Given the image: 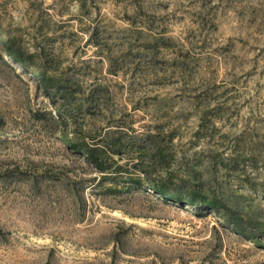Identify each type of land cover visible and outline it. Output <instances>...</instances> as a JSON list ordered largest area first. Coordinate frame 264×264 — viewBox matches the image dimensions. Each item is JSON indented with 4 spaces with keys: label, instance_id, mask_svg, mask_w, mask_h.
<instances>
[{
    "label": "rangeland",
    "instance_id": "obj_1",
    "mask_svg": "<svg viewBox=\"0 0 264 264\" xmlns=\"http://www.w3.org/2000/svg\"><path fill=\"white\" fill-rule=\"evenodd\" d=\"M0 32L33 54L22 67L0 43V264H264V0H0ZM36 64L73 78L70 118ZM73 126L160 132L167 169L254 235L159 198L131 160L101 180L60 139Z\"/></svg>",
    "mask_w": 264,
    "mask_h": 264
},
{
    "label": "trees",
    "instance_id": "obj_2",
    "mask_svg": "<svg viewBox=\"0 0 264 264\" xmlns=\"http://www.w3.org/2000/svg\"><path fill=\"white\" fill-rule=\"evenodd\" d=\"M0 34V43L7 56L22 67H32L33 54L24 51L16 39L9 34L3 32ZM33 69V74L47 97L53 100L55 104L57 103L58 119L70 118V114H66L65 107L77 91V87L73 85L75 83L73 78L70 76L62 77L57 73H47L40 64H36ZM98 93L97 90H92L88 94L86 98L88 106L98 104L96 98ZM71 129L70 133L62 132L59 134L60 139L69 150L77 152L97 172L101 180L114 182L119 171L125 169V165L121 161L124 159L131 160L138 174L135 181L145 180L149 189L159 198L213 211L219 214L227 225H230L232 232L239 235H254L252 231H245L243 217L238 210L231 209L222 197L216 195L196 176L182 178L167 169L165 165L167 159L160 154L159 149L160 132H148L144 136H134L128 142H123L118 136L119 130L113 128H108L96 136L89 135V132V136H86L81 128L76 126ZM145 152L151 153L152 158L155 156L158 158L156 161L152 160L145 164L151 167L157 165L162 168L163 172L154 178L150 177L151 171L143 166L144 162L141 157L146 155ZM111 190L113 189H107V191Z\"/></svg>",
    "mask_w": 264,
    "mask_h": 264
}]
</instances>
